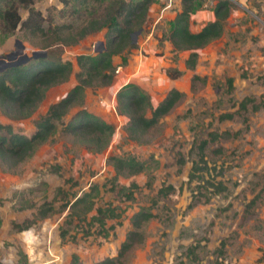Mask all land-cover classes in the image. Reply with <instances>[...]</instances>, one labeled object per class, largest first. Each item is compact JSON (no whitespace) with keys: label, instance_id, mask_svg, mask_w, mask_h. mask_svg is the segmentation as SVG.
I'll list each match as a JSON object with an SVG mask.
<instances>
[{"label":"rangeland","instance_id":"obj_1","mask_svg":"<svg viewBox=\"0 0 264 264\" xmlns=\"http://www.w3.org/2000/svg\"><path fill=\"white\" fill-rule=\"evenodd\" d=\"M217 1L195 0L188 21L191 32L213 19ZM227 1L229 12L220 35L195 50V65L188 69L184 65L188 51H174L164 38L180 10V0H152L140 30L131 33L132 46L111 57L110 82L83 88L80 106L69 107L48 138L23 162L13 170L0 166L1 263L69 264L74 254L80 264H92L114 256L131 229L133 213L149 207L154 216L141 226L143 240L126 253L123 264H264V0ZM69 5L73 6L72 0H33L43 16H52L53 24L80 26L91 12L101 11L93 3L77 12ZM19 14L24 17L25 11L20 9ZM105 31L102 27L75 44L48 48L47 57L70 61L66 79L46 88L24 118L12 119L0 112V123L30 135L48 106L76 83L75 56L102 50ZM31 43L18 30L0 36V56L14 50L28 56L40 49ZM171 70L178 73L172 76ZM193 75L198 79L193 80ZM228 77L232 78L231 93L226 91ZM127 84L145 94L151 107L171 88L182 94L136 140L127 137V118L116 111L115 94ZM245 96L262 100L263 106L236 112ZM78 108L113 126L100 151L62 132V125ZM228 112L233 113L231 119H218ZM243 117L247 118L244 123ZM211 131L239 132L227 140L208 142L203 165L197 162L196 144ZM177 151L184 159L181 167L175 163ZM113 157H132L142 164V171L118 173ZM211 181L222 182L226 190L215 193L207 185ZM131 182L136 189L129 188ZM167 184L173 191L157 198L156 190ZM129 191L131 199L125 197ZM83 193L89 194L92 207L82 221L78 215L83 206L69 205ZM254 195H258L255 204L245 207ZM41 206L51 209L45 217L36 215ZM96 207L112 210L114 217L99 225L92 218Z\"/></svg>","mask_w":264,"mask_h":264},{"label":"trees","instance_id":"obj_2","mask_svg":"<svg viewBox=\"0 0 264 264\" xmlns=\"http://www.w3.org/2000/svg\"><path fill=\"white\" fill-rule=\"evenodd\" d=\"M72 10L82 7L88 3H93L100 8V12L90 17L80 26L72 23L53 24L52 16H43L41 12L33 6V0H0V36H9L18 30L22 37L28 41L32 40V45H37L38 51H45V56L30 58L26 63L18 66H7L0 70V112L12 119H21L27 116L32 109L40 102L43 91L52 86L63 82L71 70V63L59 57H47V49L53 45L75 44L85 35L95 32L102 27L105 31V46L95 55L80 54L75 56L77 72L75 73L76 83L68 92L56 102L48 106L46 113L35 123V130L30 135H25L13 130L9 124L0 123V166L13 170L18 164L23 162L34 150L37 144L44 142L53 132L55 123L66 113L67 109L73 105L80 106L81 93L85 87L96 85H106L112 78L113 66L111 57L121 52L125 47H131V33L139 31L148 5L152 0H72ZM67 2H64L66 5ZM103 7L104 13L102 12ZM195 0H180V10L175 13L170 22V26L164 36L172 46L174 51H188L184 60V65L188 69H193L196 61V49L201 48L209 40L217 38L222 31V22L229 12L227 0H218L213 8V19L206 22L200 29L191 32L188 27L189 16L195 9ZM25 11V16L21 17L19 10ZM77 12V11H76ZM46 27L44 26L45 22ZM173 72L174 76L178 73ZM192 79H198L196 75ZM233 90L232 78L226 79V91L231 93ZM181 92L175 88L167 91L165 96L154 106L151 107L148 97L131 84L122 86L115 94L116 111L118 114L127 118L124 130L127 137L136 140L146 134L158 120L166 115L179 101ZM262 100L254 97H243L237 103L236 112H245L248 107L252 111L258 110L263 105ZM148 113V115H146ZM233 113H222L218 115L219 120L231 119ZM243 123L247 121L242 118ZM62 132L67 135L79 138L88 147L100 151L106 144L108 138L113 133V126L103 122L92 115L84 108H78L69 119L62 125ZM239 131L229 132L211 131L207 133V139L200 140L196 144L197 162L203 163L204 149L208 142L218 139H230L238 134ZM111 162L118 173H128L130 175L142 171V164L135 161L132 157L111 158ZM175 163L181 167L184 163L182 154L175 153ZM193 163L191 170L195 169ZM207 185L215 193L226 190L220 181H211ZM129 188L136 189L137 185L131 182ZM171 185L161 186L156 190V197H165L173 191ZM200 195V191H197ZM196 195V196H197ZM195 196V195H194ZM195 196V197H196ZM258 195H254L245 207H252ZM126 198H132V191H129ZM189 203L188 207H192ZM68 202L64 204L67 206ZM154 204V203H153ZM82 205L83 209L79 213L80 220H85L84 216L91 210L92 202L89 194L83 193L69 205L74 208ZM51 211L49 206H41L37 211V216L45 217ZM96 215L93 218L99 225L104 223L105 218L113 216L112 210L101 207L95 208ZM149 207H142L133 213L130 219L131 229L124 235L123 241L119 244L116 254L111 257H104L92 264H123L126 253L136 244L141 243L143 236L141 226L153 217ZM114 217V216H113ZM64 231L59 233L61 239ZM220 248L224 246L221 241ZM189 253H192L189 250ZM0 264H3L0 262ZM69 264H80L76 255L70 256Z\"/></svg>","mask_w":264,"mask_h":264},{"label":"water","instance_id":"obj_3","mask_svg":"<svg viewBox=\"0 0 264 264\" xmlns=\"http://www.w3.org/2000/svg\"><path fill=\"white\" fill-rule=\"evenodd\" d=\"M100 48L102 47L101 42L99 43ZM20 52L17 50H14L6 55L0 56V70L7 67V66H18L21 64L26 63L30 58H36V57H42L45 56V51H31V53L27 55H20ZM13 58H17V60L14 63H6L5 59L10 60Z\"/></svg>","mask_w":264,"mask_h":264}]
</instances>
